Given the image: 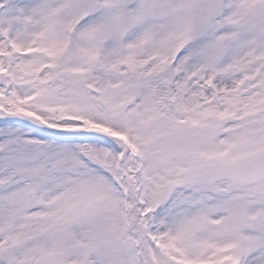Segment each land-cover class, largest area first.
Wrapping results in <instances>:
<instances>
[{
	"label": "snow or ice",
	"instance_id": "6c2138e0",
	"mask_svg": "<svg viewBox=\"0 0 264 264\" xmlns=\"http://www.w3.org/2000/svg\"><path fill=\"white\" fill-rule=\"evenodd\" d=\"M0 264H264V0H0Z\"/></svg>",
	"mask_w": 264,
	"mask_h": 264
}]
</instances>
